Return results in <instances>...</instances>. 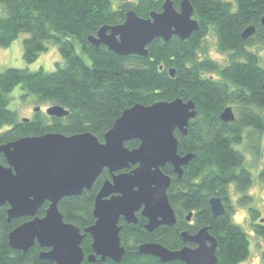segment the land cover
I'll use <instances>...</instances> for the list:
<instances>
[{"label": "trees", "instance_id": "1", "mask_svg": "<svg viewBox=\"0 0 264 264\" xmlns=\"http://www.w3.org/2000/svg\"><path fill=\"white\" fill-rule=\"evenodd\" d=\"M0 0L7 14L0 15V49L11 45L22 32L26 61H36L50 44L58 45L62 61L57 69L30 70L28 67H7L0 72V145L28 135L63 132L66 135L93 132L102 142L123 111L134 104L152 105L157 101L181 97L197 104L198 115L190 120L188 134L178 129L179 153H193L195 157L184 166L178 177L172 164L165 166L172 183L168 195L177 213L173 226L160 225L154 231L145 228L146 218L138 212V223L122 219L121 243L126 247L119 263L111 258L90 262L87 255L93 252L92 236L86 234L82 246L86 259L81 264H186L174 260L161 261L153 255L136 253L143 242L163 243L169 249H181L183 230L191 234L203 226L219 242L216 264H239L251 253L249 233L233 221L230 186L246 191L253 183V175L246 167L241 149L245 138L254 139L260 150L264 135V66L261 57L252 49L264 43V0H192L200 30L185 40L173 35L169 42L155 39L148 46V56H119L107 46L99 47L88 37L97 34L102 25L123 23L130 9L149 17L152 11L161 12L159 0ZM256 27L254 35L244 39L243 30ZM213 32L218 48L228 54V63L207 57L201 58L205 37ZM205 51V50H204ZM207 54V53H206ZM88 59V62L86 60ZM174 68L175 77L169 70ZM210 73V75H207ZM20 85L23 97L38 104L61 105L69 111L60 118L35 112L28 121L13 110L12 91ZM231 105L236 113L233 121L225 122L220 115ZM139 140L127 141L134 149ZM1 162L7 165L1 155ZM135 166L126 168L131 170ZM92 189L83 194L64 197L59 208L65 220L78 225L83 231L95 223L94 205L98 191L106 179L111 178L104 169ZM125 170V171H126ZM264 180V168L260 172ZM212 196L221 197L227 211L214 217L210 208ZM253 199L245 195L244 199ZM49 203L43 204L38 216L43 217ZM8 205L0 206V264H52L40 258L42 248L38 242L24 253L10 246L8 236L15 227L29 218L8 220ZM193 212L192 221L187 216ZM254 232L264 240V217L252 208ZM193 246L194 244H190ZM264 260V250L262 252Z\"/></svg>", "mask_w": 264, "mask_h": 264}, {"label": "water", "instance_id": "2", "mask_svg": "<svg viewBox=\"0 0 264 264\" xmlns=\"http://www.w3.org/2000/svg\"><path fill=\"white\" fill-rule=\"evenodd\" d=\"M181 7L178 11L173 0H165L163 10L152 11L147 18L130 9L123 23L103 25L88 39L97 47L107 46L119 56H148V46L155 39L169 42L176 35L185 40L201 29L199 21L192 17L195 8L190 0H182ZM261 25L264 26V15ZM255 32L256 27L248 25L241 37L248 39ZM169 72L175 77L174 68ZM46 109L47 115L58 118L69 114L60 104ZM34 110L38 112L39 106ZM197 115V104L192 99L176 97L152 105L136 103L123 111L113 128L105 133L103 142L90 131L71 136L50 132L0 145V206L8 205L9 221L29 218L10 232V246L27 253L38 242L46 248L40 258L52 264H81L86 259L82 243L86 234H90L93 252L87 259L94 263L111 258L119 263L126 252L121 243L122 219L137 224L140 212L147 220L145 228L149 232L160 225H175L177 213L168 195L173 178L164 169L170 163L181 177L184 166L195 157L191 152L179 153L175 132L178 129L187 135L190 120ZM220 117L230 122L236 113L229 105ZM135 139L140 144L129 148L126 142ZM1 155L7 165L1 162ZM132 165L133 169L126 170ZM104 169L110 171L111 178L105 180L95 198V223L82 231L65 220L59 202L92 189ZM46 202L49 207L43 217L38 216ZM209 203L214 217L227 211L221 197L212 196ZM192 216L193 212L187 216L189 222ZM181 237L186 243L181 249L171 250L163 243L150 241L141 243L136 253L153 255L164 262H218L219 242L209 226L193 234L183 230Z\"/></svg>", "mask_w": 264, "mask_h": 264}, {"label": "rangeland", "instance_id": "3", "mask_svg": "<svg viewBox=\"0 0 264 264\" xmlns=\"http://www.w3.org/2000/svg\"><path fill=\"white\" fill-rule=\"evenodd\" d=\"M5 14H7L5 6L4 4H0V15ZM27 36V32H22L11 45L0 49V72H3L7 67H28L32 71H36L39 68H43L45 71L57 69V62L62 61L58 45L50 44V48L46 52H42L36 61L32 63L26 61L25 57H23V41ZM202 49L205 50L200 52L202 59L207 56L218 61L221 65L228 63V55L219 50L217 38L213 32L205 37ZM252 49L261 57V63L264 66V43L259 42L252 46ZM86 60L88 62L87 58ZM207 75H210V73H207ZM23 93L24 90L20 85H17L11 93L13 101L10 107L13 110H18L20 118H32L35 115L34 109L38 106L40 110L46 113V108L51 105L50 103L37 104L30 97L24 98ZM6 128V126L0 127V131ZM257 137L258 135H253L252 139L245 138L244 144L241 147L246 157V167L250 170L251 175H253V183L244 192L238 191L234 184L229 185L231 205L234 207L232 213L233 221L240 224L249 233V239H251V253L245 261L239 264H264V260L262 259L264 240L254 232V228L252 227L254 218L251 212L252 208H257L264 217V180L260 177V172L264 168V135L261 138L260 150L254 146V139ZM245 195L251 196L253 199L246 198L242 200Z\"/></svg>", "mask_w": 264, "mask_h": 264}, {"label": "flooded vegetation", "instance_id": "4", "mask_svg": "<svg viewBox=\"0 0 264 264\" xmlns=\"http://www.w3.org/2000/svg\"><path fill=\"white\" fill-rule=\"evenodd\" d=\"M131 1H133V2H137L138 0H131ZM160 2H162V5H163V3H164V1L165 0H159ZM173 2H174V6L177 8V10L178 11H181V3H182V0H173ZM190 2H191V4H192V0H190ZM119 3H120V0H115V2H114V7H116V8H118V6H119ZM192 6H193V4H192ZM195 8V7H194ZM163 10V9H162ZM194 11H195V9H194ZM193 18H195V19H197L198 21H199V19L195 16V13L193 12V16H192ZM199 23H200V21H199ZM103 26V25H102ZM228 55V54H227ZM227 59L229 60V58H228V56H227ZM189 222V221H188Z\"/></svg>", "mask_w": 264, "mask_h": 264}]
</instances>
